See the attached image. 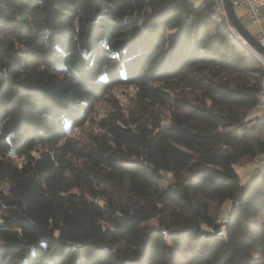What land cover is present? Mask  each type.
Masks as SVG:
<instances>
[{
	"label": "trees",
	"instance_id": "trees-1",
	"mask_svg": "<svg viewBox=\"0 0 264 264\" xmlns=\"http://www.w3.org/2000/svg\"><path fill=\"white\" fill-rule=\"evenodd\" d=\"M226 19L213 0H0V264H264V66ZM121 84L127 117L78 141Z\"/></svg>",
	"mask_w": 264,
	"mask_h": 264
},
{
	"label": "rangeland",
	"instance_id": "rangeland-1",
	"mask_svg": "<svg viewBox=\"0 0 264 264\" xmlns=\"http://www.w3.org/2000/svg\"><path fill=\"white\" fill-rule=\"evenodd\" d=\"M196 4H200L203 0H193ZM235 12L238 17H240L241 22L246 26V28L255 35V31L257 29V25L254 24L249 17H244V8L242 6H236ZM226 21L232 28V23L228 20L229 18L226 16ZM233 29V28H232ZM238 33V32H237ZM256 36V35H255ZM260 34H257V38ZM251 46V45H250ZM179 80L171 82L167 85L172 88L175 87L176 92L179 94L181 92H187L189 88L185 85H182ZM135 92V87L128 84H121L115 86L110 90L108 95L100 100H97L94 104V108L88 118L86 120H82L81 122H77L76 126H72V135L77 138L78 141H91V138L94 134L101 133V121L108 117H127L130 110L133 108V95ZM163 116L164 121L167 120V116L169 113L168 107H163ZM236 170L239 173L241 180L245 182L253 172V165L246 164L240 165L237 164ZM231 208V202L227 201L224 204V207H215L214 211L216 214H221L222 217H227Z\"/></svg>",
	"mask_w": 264,
	"mask_h": 264
},
{
	"label": "built area",
	"instance_id": "built-area-1",
	"mask_svg": "<svg viewBox=\"0 0 264 264\" xmlns=\"http://www.w3.org/2000/svg\"><path fill=\"white\" fill-rule=\"evenodd\" d=\"M230 1H231L232 5L234 6V8L236 6H242L245 9L244 10V14H243L244 17H249L253 23L259 22V18H260V15H259L260 14V6H261L262 3H264V0H230ZM213 2H214V5H215V8L220 13H222L224 16H227L226 6H225V0H213ZM232 28H233V30H235L236 32H238L234 25L232 26ZM238 35L241 38L239 32H238ZM242 40L245 42L244 39H242ZM258 40L262 44H264V34H261L258 37ZM246 44L250 45L249 43H246ZM256 54L258 55V57L260 58V60L263 63V66H264V56L262 54H260V53H256ZM263 85H264V72H263ZM259 106H260V109L264 112V91L260 95ZM263 161H264V156H263L262 159H259L256 162V165H260Z\"/></svg>",
	"mask_w": 264,
	"mask_h": 264
},
{
	"label": "water",
	"instance_id": "water-1",
	"mask_svg": "<svg viewBox=\"0 0 264 264\" xmlns=\"http://www.w3.org/2000/svg\"><path fill=\"white\" fill-rule=\"evenodd\" d=\"M226 12L229 20L235 26L237 31L240 33L242 39L245 40V43H249L255 53H260L264 56V44H262L258 38L252 34L246 26L241 22L240 17L237 16L234 6L230 0H225Z\"/></svg>",
	"mask_w": 264,
	"mask_h": 264
},
{
	"label": "crops",
	"instance_id": "crops-1",
	"mask_svg": "<svg viewBox=\"0 0 264 264\" xmlns=\"http://www.w3.org/2000/svg\"><path fill=\"white\" fill-rule=\"evenodd\" d=\"M259 15H260L259 22L254 23L258 26L256 31L254 32L256 36H257V34L258 35L264 34V3H262L260 6V14Z\"/></svg>",
	"mask_w": 264,
	"mask_h": 264
}]
</instances>
